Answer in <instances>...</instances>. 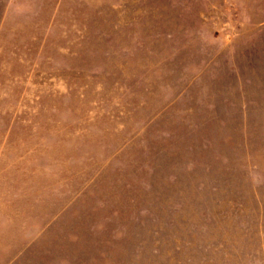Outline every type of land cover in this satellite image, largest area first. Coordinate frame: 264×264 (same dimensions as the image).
<instances>
[{"label": "rangeland", "instance_id": "rangeland-1", "mask_svg": "<svg viewBox=\"0 0 264 264\" xmlns=\"http://www.w3.org/2000/svg\"><path fill=\"white\" fill-rule=\"evenodd\" d=\"M0 264H264V0H0Z\"/></svg>", "mask_w": 264, "mask_h": 264}]
</instances>
